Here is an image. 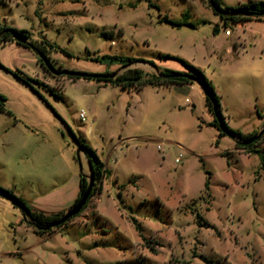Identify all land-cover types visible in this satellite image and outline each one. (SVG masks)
<instances>
[{
  "label": "rangeland",
  "instance_id": "1",
  "mask_svg": "<svg viewBox=\"0 0 264 264\" xmlns=\"http://www.w3.org/2000/svg\"><path fill=\"white\" fill-rule=\"evenodd\" d=\"M0 25L51 45L58 72L188 74L185 61L214 87L230 129L264 130L263 21L224 28L207 0H1ZM0 65L10 112L0 113V264H264V136L259 154L220 136L197 83L122 91L54 78L14 42L0 46ZM75 140L112 178L67 225L37 235L15 198L66 213L88 170Z\"/></svg>",
  "mask_w": 264,
  "mask_h": 264
},
{
  "label": "trees",
  "instance_id": "2",
  "mask_svg": "<svg viewBox=\"0 0 264 264\" xmlns=\"http://www.w3.org/2000/svg\"><path fill=\"white\" fill-rule=\"evenodd\" d=\"M207 1L209 7L212 9L213 14L219 17L224 28H227L229 24H243L252 20L264 22V1L249 0L245 4H239L234 7H222L220 0H207ZM0 4H1V0H0ZM181 25L182 24H178L177 26H181ZM218 32H219V28L215 26L213 28V34L217 35ZM17 37H21L25 39V43L17 42L15 40V38ZM11 42H14L18 46L33 51L38 56V62L46 71L47 69L45 68L43 61H47L53 67L52 61L47 51V47L52 48L51 45H49L45 41L38 43L30 40V34L25 30H16L4 25H0V46ZM161 58L174 59L169 55H162ZM102 59H108L110 62L113 61L119 62L122 64L121 68H129L133 64L141 62L139 60L128 57H110V58L102 57ZM94 60L99 62L100 58H95ZM179 61L190 71V73L182 74V73L166 70L163 72H159L157 74H151L150 76L148 75L146 76L145 74L142 73L140 69L130 68L127 70L125 74L118 75L114 79H101L99 77L92 78L91 76L92 74H88L84 78H78L76 76H63L60 74L59 75L51 74V75L54 78L66 77L68 80H72V81L84 80V81H94L97 83H103L104 85L110 84L120 87L122 91H129L130 88L134 86H136L138 89H141L142 87L147 85L182 86V85H192L194 83H197L202 88V91L204 93L206 108L213 117V121L209 125L219 130L220 136H224L227 134L232 139H234L235 145L238 149H241L246 153L259 154V151L256 150L255 147L258 144L259 140L262 138V136H264V133L262 134L261 138H259V140L257 139L253 140L256 134L242 135L230 129L225 123V119L221 112L220 100L212 84L204 77V75L198 69L189 65L185 61L182 60ZM0 69L6 71L3 67H1V65H0ZM15 78H17L22 82H25L24 78H20L16 75ZM5 101H6L5 98L0 95V113L6 112L7 114L10 115V112L5 111L4 109ZM222 129L226 131V134H223ZM75 141L78 145V149L80 150V152H83L85 154L90 164V173L88 176H85L84 174L80 173L78 196L74 204L71 206V208L79 202L83 194L86 192L89 186L90 177L92 178V189L86 201V205L87 203H89V201L92 198L100 194L102 189L101 188L102 181L110 173L106 168V166L100 161L94 150L86 146L82 140H75ZM260 160L264 167V156L260 155ZM205 185H206V189H208V181H206ZM15 201L17 204L20 205L21 209L23 210L22 211L24 217L23 221L29 227H31L37 235H50L54 233V231L61 229L63 226L67 225L70 221L73 220L71 219L62 226L50 227L52 223L59 221L64 216L65 213L45 215L39 212H32L25 206V204L21 199L15 198Z\"/></svg>",
  "mask_w": 264,
  "mask_h": 264
},
{
  "label": "water",
  "instance_id": "3",
  "mask_svg": "<svg viewBox=\"0 0 264 264\" xmlns=\"http://www.w3.org/2000/svg\"><path fill=\"white\" fill-rule=\"evenodd\" d=\"M15 40L19 43H25V39L21 38V37H17L15 38ZM45 68L54 75H63V76H76L78 78H84L86 77L85 73H77V72H71V71H56L47 61H43ZM92 78H101V79H114L117 75L116 74H93L91 75ZM224 133H226V131L224 129H222ZM264 133V130H262L256 138L260 137L262 134ZM77 145V143H76ZM78 148V145H77ZM78 153L80 152V150H77ZM92 189V178H89V186L86 190V192L83 194V196L81 197V199L79 200V202L73 206L70 210H68L64 216L57 222L52 223L50 227H58V226H62L64 224H66L68 221H70L71 219L77 217L83 210L84 206L86 205V201L88 199V196L90 194V191ZM20 207V205H18ZM21 208V207H20Z\"/></svg>",
  "mask_w": 264,
  "mask_h": 264
},
{
  "label": "crops",
  "instance_id": "4",
  "mask_svg": "<svg viewBox=\"0 0 264 264\" xmlns=\"http://www.w3.org/2000/svg\"><path fill=\"white\" fill-rule=\"evenodd\" d=\"M97 83V82H96ZM100 85H102V86H107V85H110V84H107V85H104L103 83H99ZM83 113V112H82ZM84 114V113H83ZM81 153H83V152H81ZM83 160H84V162L86 163V166H87V169L88 170H86V171H83V170H81L82 171V173L85 175V176H88L89 175V173H90V164H89V162H88V160H87V158H86V156H85V154L83 153ZM101 161V160H100ZM108 177H110V178H112V175H108L107 177H105L104 179H103V181H102V185H101V188L103 189V186H104V183H105V179L106 178H108ZM101 189V190H102ZM99 195V194H98ZM78 196V195H77ZM97 196V195H96ZM77 198V197H76ZM93 199L94 198H92V201H93ZM76 200V199H75ZM75 202V201H74Z\"/></svg>",
  "mask_w": 264,
  "mask_h": 264
},
{
  "label": "built area",
  "instance_id": "5",
  "mask_svg": "<svg viewBox=\"0 0 264 264\" xmlns=\"http://www.w3.org/2000/svg\"><path fill=\"white\" fill-rule=\"evenodd\" d=\"M79 118L83 121L84 120V114L80 113L79 114ZM181 156L179 155L176 159H175V163L178 164L180 162Z\"/></svg>",
  "mask_w": 264,
  "mask_h": 264
},
{
  "label": "flooded vegetation",
  "instance_id": "6",
  "mask_svg": "<svg viewBox=\"0 0 264 264\" xmlns=\"http://www.w3.org/2000/svg\"><path fill=\"white\" fill-rule=\"evenodd\" d=\"M258 134H259V133H258ZM258 134H257V135H258ZM257 135H256V136L253 138V140H254V139H257V140H259V138H261V136H262V135H261L260 137L256 138V137H257Z\"/></svg>",
  "mask_w": 264,
  "mask_h": 264
}]
</instances>
